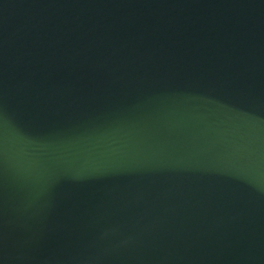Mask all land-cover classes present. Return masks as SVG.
Listing matches in <instances>:
<instances>
[{"label": "water", "instance_id": "water-1", "mask_svg": "<svg viewBox=\"0 0 264 264\" xmlns=\"http://www.w3.org/2000/svg\"><path fill=\"white\" fill-rule=\"evenodd\" d=\"M0 264H264V0H0Z\"/></svg>", "mask_w": 264, "mask_h": 264}]
</instances>
